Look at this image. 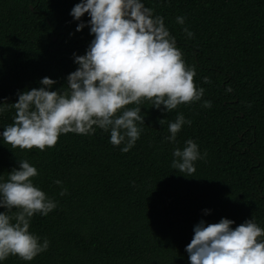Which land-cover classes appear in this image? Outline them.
I'll use <instances>...</instances> for the list:
<instances>
[{"label":"trees","instance_id":"1","mask_svg":"<svg viewBox=\"0 0 264 264\" xmlns=\"http://www.w3.org/2000/svg\"><path fill=\"white\" fill-rule=\"evenodd\" d=\"M78 2L0 0V101L10 105L45 76L56 81L50 90L67 89L65 78L77 67L73 53L83 55L93 38L87 25L75 30L69 11ZM144 3L164 18L195 69L201 100L167 112L143 100L142 131L127 152L99 128L61 134L43 151L12 148L0 138V176L27 160L38 170L33 183L57 201L30 221L29 231L49 241L47 250L31 261L10 255L2 264H189L185 246L201 219L228 218L235 227L254 218L264 228V0ZM177 113L191 123L169 143L164 137ZM14 115L10 106L0 113V131ZM187 139L206 153L190 175L171 167L173 149ZM57 179L67 189L63 196Z\"/></svg>","mask_w":264,"mask_h":264},{"label":"clouds","instance_id":"2","mask_svg":"<svg viewBox=\"0 0 264 264\" xmlns=\"http://www.w3.org/2000/svg\"><path fill=\"white\" fill-rule=\"evenodd\" d=\"M87 14V21L81 17ZM76 31L86 25L93 36L83 55L73 53L76 69L66 76L67 89L50 90L55 80L45 76L38 88L17 92L10 105L0 101V113L15 109L12 123L0 131V138L12 148L40 151L53 147L59 135H91L97 128L110 133L109 142L123 144L122 152L134 146L144 123L142 101L167 112L179 104L200 101L204 89L194 81L195 69L185 64L175 38L164 18L154 15L144 0H79L69 11ZM177 16V24H184ZM188 38L193 33L183 28ZM71 35V33H70ZM208 83V78H203ZM134 104V107H126ZM210 107V101H203ZM162 123V120L159 121ZM191 121L177 113L168 122L164 139L176 141V135ZM95 126V127H94ZM196 142L184 141L172 151L171 167L181 173L195 171V161L203 159ZM38 175L35 165L18 161V167L0 176V264L10 255L31 261L48 248L47 238L29 231L34 214L46 216L57 206L33 183ZM186 176V175H184ZM188 177V176H186ZM58 195L66 194L62 181ZM15 209V211H13ZM205 214L209 209L203 210ZM234 221L220 218L216 223L201 219L193 225V236L185 246L189 264H264V228L254 218L232 227Z\"/></svg>","mask_w":264,"mask_h":264},{"label":"water","instance_id":"3","mask_svg":"<svg viewBox=\"0 0 264 264\" xmlns=\"http://www.w3.org/2000/svg\"><path fill=\"white\" fill-rule=\"evenodd\" d=\"M57 38H55L54 40H56Z\"/></svg>","mask_w":264,"mask_h":264}]
</instances>
